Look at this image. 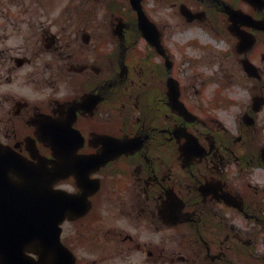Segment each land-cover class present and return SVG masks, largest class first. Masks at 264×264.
I'll list each match as a JSON object with an SVG mask.
<instances>
[{
	"label": "flooded vegetation",
	"instance_id": "af4514ba",
	"mask_svg": "<svg viewBox=\"0 0 264 264\" xmlns=\"http://www.w3.org/2000/svg\"><path fill=\"white\" fill-rule=\"evenodd\" d=\"M170 1L224 42L199 57L238 94L201 108L205 78L179 83L177 46L147 10L146 40L129 0H0V145L89 203L57 240L40 209L0 225V264H264V0Z\"/></svg>",
	"mask_w": 264,
	"mask_h": 264
},
{
	"label": "rangeland",
	"instance_id": "374dc122",
	"mask_svg": "<svg viewBox=\"0 0 264 264\" xmlns=\"http://www.w3.org/2000/svg\"><path fill=\"white\" fill-rule=\"evenodd\" d=\"M144 7L148 13L152 15V18L156 21L161 34L162 39L170 43H175L177 46V68H178V77L179 83L183 82H193L196 84L197 79L201 76L199 72L208 75L202 81V91L197 95L198 98H202L200 101V106L207 107L206 103L209 100L213 99V91L223 87H229L232 90L233 94H238L239 86L236 85L237 81H230L228 79H219L214 77L212 74H216L218 71L217 64L213 65L212 60L210 59H201L199 56L202 52L201 47L206 45L207 47L203 51V55L206 57L205 53H212L215 49H223L225 46L222 40L213 34L208 28L201 26L199 24L189 25L184 20V18L176 10V6L172 5L170 0H144ZM197 41L201 46H197L191 41ZM212 50V52H208ZM205 52V53H204ZM226 68V67H224ZM201 79V78H200ZM193 95V94H192ZM222 97L225 99L234 100L233 97L228 95ZM186 97L189 99V94H186ZM222 97L215 96L217 101H220ZM195 107L198 106L195 101H193ZM117 220L114 217L107 219L106 223L110 221ZM74 222H66L65 228L66 232H73ZM109 224L97 223V227L101 228V231ZM105 226V228H103Z\"/></svg>",
	"mask_w": 264,
	"mask_h": 264
},
{
	"label": "water",
	"instance_id": "95a60500",
	"mask_svg": "<svg viewBox=\"0 0 264 264\" xmlns=\"http://www.w3.org/2000/svg\"><path fill=\"white\" fill-rule=\"evenodd\" d=\"M130 3L132 7L137 11L138 15V23L140 28L144 31L145 35L149 38V40L152 41H158L156 28L153 23H151L148 18L146 17L145 13L143 12L140 0H130ZM182 13L184 15H188V11L182 10ZM169 85V93L174 102H176L179 109H184L182 103L178 101V90L176 84L173 82L171 78L168 80ZM19 161L15 160L12 156L6 154V153H0V185L2 186L1 194H11L15 193L18 190L16 189H7L6 186L8 185H26V186H35V185H42L40 180L37 178V174H33L31 171L25 172L23 174H20L18 181H13L9 176V171H15L17 170L16 166ZM28 193H34L35 191L26 189ZM39 191V190H38ZM44 191H47L45 189ZM15 195V194H14ZM14 195H10L9 198H2L3 202H7L8 204H3V208L5 211H3L0 215V217H3V224H8L12 226L15 223V218L21 217V216H27V207L21 206L17 207L15 211H13V205H12V197ZM27 198V197H26ZM49 207H46V210L48 209L50 211V219L48 222V226L50 228V233L55 234L58 231L57 224L58 222L63 218L64 213L68 217H73L79 213V206L77 203V198L73 194L66 193L61 190H49ZM9 210H12V213L10 214V217H6V212ZM11 232V230H9ZM31 264H48V256L47 255H41L40 259L37 262H33ZM71 264V263H69Z\"/></svg>",
	"mask_w": 264,
	"mask_h": 264
}]
</instances>
